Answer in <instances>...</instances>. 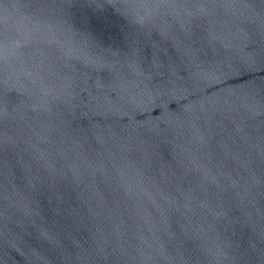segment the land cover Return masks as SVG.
<instances>
[{
    "label": "water",
    "instance_id": "obj_1",
    "mask_svg": "<svg viewBox=\"0 0 264 264\" xmlns=\"http://www.w3.org/2000/svg\"><path fill=\"white\" fill-rule=\"evenodd\" d=\"M0 264H264V0H0Z\"/></svg>",
    "mask_w": 264,
    "mask_h": 264
}]
</instances>
